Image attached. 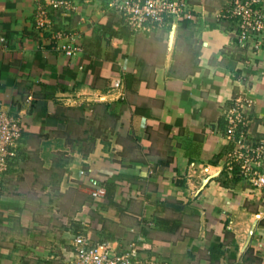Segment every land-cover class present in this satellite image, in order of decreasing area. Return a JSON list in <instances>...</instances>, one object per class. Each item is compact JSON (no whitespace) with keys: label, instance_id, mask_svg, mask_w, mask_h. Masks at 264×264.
Returning <instances> with one entry per match:
<instances>
[{"label":"crops","instance_id":"1","mask_svg":"<svg viewBox=\"0 0 264 264\" xmlns=\"http://www.w3.org/2000/svg\"><path fill=\"white\" fill-rule=\"evenodd\" d=\"M40 2L0 0V110L24 128L2 177L0 264H71L78 233L156 264H264V189L225 174L223 138L247 85L264 139V30L240 47L228 0H189L195 19L148 33L109 0H72L49 11L55 39Z\"/></svg>","mask_w":264,"mask_h":264},{"label":"built area","instance_id":"2","mask_svg":"<svg viewBox=\"0 0 264 264\" xmlns=\"http://www.w3.org/2000/svg\"><path fill=\"white\" fill-rule=\"evenodd\" d=\"M42 1L35 13L36 26L51 32L52 38L64 37L63 31H53L49 11L58 9L63 13H72V0ZM261 1L228 0L227 6L220 12L222 18L235 22L237 41L242 48L256 45V39L264 30ZM108 5L118 15L122 25L133 33H148L180 20L195 19L189 0H109ZM76 49L72 44L61 47L67 55L73 54ZM248 91L247 85L241 87L223 112V138L231 146L225 154L224 170L230 176H239L253 188L264 189V139L257 140L251 133L253 100L247 95ZM23 130L20 120L0 110V193L3 174L17 156ZM104 194L102 188L92 193L95 199ZM72 247L71 264H156L152 258L141 257L136 243L118 252L107 241L92 242L86 235L78 233L73 237Z\"/></svg>","mask_w":264,"mask_h":264},{"label":"water","instance_id":"3","mask_svg":"<svg viewBox=\"0 0 264 264\" xmlns=\"http://www.w3.org/2000/svg\"><path fill=\"white\" fill-rule=\"evenodd\" d=\"M211 176H207L206 180L209 179ZM255 227V224L253 223L252 226L250 227L249 231H248V234H247V240H246V244L247 242L249 241L252 233H253V229Z\"/></svg>","mask_w":264,"mask_h":264},{"label":"trees","instance_id":"4","mask_svg":"<svg viewBox=\"0 0 264 264\" xmlns=\"http://www.w3.org/2000/svg\"><path fill=\"white\" fill-rule=\"evenodd\" d=\"M225 174H228V172H227V171H225ZM233 176H235V177H237L238 179H240V177H239V176H237V175H233Z\"/></svg>","mask_w":264,"mask_h":264}]
</instances>
